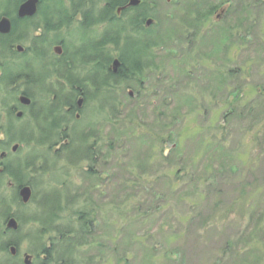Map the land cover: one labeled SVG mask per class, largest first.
I'll return each mask as SVG.
<instances>
[{
	"label": "rangeland",
	"instance_id": "374dc122",
	"mask_svg": "<svg viewBox=\"0 0 264 264\" xmlns=\"http://www.w3.org/2000/svg\"><path fill=\"white\" fill-rule=\"evenodd\" d=\"M16 1L0 0V16L12 15ZM225 1L229 12L213 21L212 10ZM180 3L183 21H170L159 32L154 27L155 40L147 36L150 45L141 44L144 56L155 59L149 76H140V92L130 82L91 90L95 97L80 117L76 141L89 152H75L71 161L73 152H52L53 140H42L31 116L8 112L15 94L0 78V138L8 142L0 147L7 153L0 163L19 166L22 182L35 191L22 205L13 180L0 174V244L5 215L23 217L17 256L8 260L9 248L0 245L8 264L45 246L48 264H264V0ZM99 27L86 33L85 48L98 39ZM25 30L16 27L11 34L13 47L28 45ZM75 34L65 28L51 36L70 38L65 48L73 53ZM13 47L0 46V60L12 75L23 72L24 58H30ZM100 52L105 48L92 57ZM109 54L117 57L114 48ZM105 95L111 105L99 104ZM35 98L36 107L49 104L41 90ZM89 129L92 139L83 137ZM13 144L18 149L12 153ZM54 195L57 215L47 223L41 198ZM81 212L90 231L76 234L83 244L68 252ZM56 227L73 229L60 235Z\"/></svg>",
	"mask_w": 264,
	"mask_h": 264
},
{
	"label": "flooded vegetation",
	"instance_id": "af4514ba",
	"mask_svg": "<svg viewBox=\"0 0 264 264\" xmlns=\"http://www.w3.org/2000/svg\"><path fill=\"white\" fill-rule=\"evenodd\" d=\"M136 1L138 2L132 3V0H40L35 15L18 17L17 12H15L16 25H14V20L12 19L10 32L8 34L0 33V46L5 48L8 46L13 47L12 42L15 40L10 38L11 34L14 33L16 27L25 28L28 45L23 47L21 51L23 53L17 54L22 56L25 54L30 55L29 59L22 57L24 58L23 72L19 74L12 75L8 72L6 63L0 60V78L11 86V90L15 94L14 102H12L11 106H8V112L14 113L17 118L23 117L25 114L31 116L35 122L33 128L39 132L42 140H53L52 152L57 154L73 152L69 161L75 158V152H89L86 149H82L76 141L79 139H77V136H80V117L87 107H92L89 104L93 102L95 97L91 90L95 92L100 91L102 88H105V91L109 90L113 85L114 76H117L120 73L119 70L122 69V62L118 56L120 64L117 73L113 74V58L109 54L114 48L112 43L113 36L118 35V33H115L116 29L120 34L117 37L118 42L119 37L121 39V36H123L122 41L118 45L124 48L125 62L123 63L122 71L126 68L125 73L128 75V77H123L122 81L123 83L130 82L134 85L138 83L139 85H136L137 91L140 92L145 86L142 84L144 78L141 81L139 78L145 74L149 76L148 72L152 68H150L148 62L147 67L141 66L142 63L139 62L141 61V56L138 53L134 54V48L137 45L144 44L147 36L151 40H155V35L158 33L152 32L154 27H157L159 32L165 24H170V21L182 22L184 19L183 7L180 3L183 0H172V4L171 0ZM164 2L170 6L161 7ZM179 3L180 8H177ZM229 3L230 1L222 2L219 6L220 8L217 7L219 9L214 8L212 10L211 17L213 21H219L221 13L225 12V16L229 12ZM182 4L184 5V3ZM225 4L229 5L227 9L225 8L226 6L222 8ZM166 9L172 11L166 12ZM191 9L196 11L194 7H191ZM99 26L103 29L98 39L93 41L90 44L91 46L89 45L88 48H85L84 43L88 41L85 38L86 33L92 29L100 28ZM32 28H35L32 33L33 36L28 37L29 29ZM65 28L77 31V34L74 35V38L78 39L75 41L77 50L73 53H68L65 48V44L70 38H61V35H56L57 38L54 35L51 36V33H56L58 30ZM172 31L174 30L172 29ZM172 31L171 34L174 33ZM126 33L129 35H126ZM244 38L247 39V37ZM236 39L246 44L243 37L237 36ZM248 39L249 43L250 38ZM17 45L19 43H16L13 49L16 50ZM103 48H105L104 54L100 52L98 54L99 58L92 57L94 50L97 49L99 51ZM119 48L121 49V47ZM119 55L123 56L121 53ZM152 58L155 59L153 56ZM53 59L55 61H52ZM94 64L93 68H86ZM136 66L137 69L135 68ZM80 72H84L83 75H85L82 80L79 79ZM17 80L20 81L19 84L16 83ZM39 90L43 92V103H49L47 106L36 107L37 100L35 97ZM103 98L104 102L101 99L100 105L106 106L108 103L111 105L112 100L109 99L108 101L106 95ZM90 127L91 124H89ZM89 130L83 137L87 136L92 139L94 131L92 129ZM2 146H8V142L6 143L5 139L0 138V147ZM14 146H17V144L11 146L10 150L12 153L17 151V149L13 151ZM1 153L0 157L4 155L7 157L6 152ZM86 157L89 156L86 155ZM6 166L5 163H0V174L2 176L8 175L5 173L7 171ZM9 167H11L10 163ZM89 170L92 171V169ZM20 180H23L21 176ZM10 184L17 197L21 187L29 186L31 191L29 203L34 199L35 191L29 183L20 182L18 184L12 181ZM43 197L41 198L42 200L40 199L41 202L49 201L48 198ZM18 216L23 218L22 215ZM48 230L44 228L41 231ZM18 231L19 229L16 231L4 229L2 231V236L5 240L2 243H5L4 248H15L14 255L9 253L8 260L14 259L18 254L16 239ZM29 252L23 253L20 258L21 261L19 258L15 260H18L20 264H24V256L28 255L29 264H48V260L51 259V254L46 253V255L43 249H37L34 253L32 251ZM8 260L0 258V264H8Z\"/></svg>",
	"mask_w": 264,
	"mask_h": 264
},
{
	"label": "trees",
	"instance_id": "16d2710c",
	"mask_svg": "<svg viewBox=\"0 0 264 264\" xmlns=\"http://www.w3.org/2000/svg\"><path fill=\"white\" fill-rule=\"evenodd\" d=\"M17 3H18V2H15L14 4L17 5ZM14 25H16V22H14ZM115 33H118V34H119V31L116 29ZM112 43H113L114 49L117 50V48H118V46H119V45H118V40L114 39V40L112 41ZM135 48H139V47L136 46ZM146 48H147V47H145V49H143V51H142V50H138V51H136V52H138L139 55H140L141 53H143V56H144ZM136 52H135V53H136ZM135 53H134V54H135ZM122 55H123V54H122ZM118 56H119V58H120V60H121V62H122V69L119 70L120 73H118L117 76H114V78H115V79H120V80H122L123 77H128V75H126V73H125L126 68L124 69V71H122V70H123V63L125 62V61H124V56H120V55H118ZM135 56H136V55H135ZM149 59H151V58H149ZM131 60H133V59H131ZM140 60H141V61H139V62L142 63L141 66H142V67H143V66H146V67H147V62L149 63V61H148V60L143 61L141 57H140ZM144 62H146V63H144ZM135 68L137 69V66H136ZM138 69H139V68H138ZM121 71H122V72H121ZM5 165H7V166H6L7 171H6L5 173H7L10 177H12L16 183H18V184H20V182L23 183V182H22L23 180H20V176H21V169H20V167H19V166L14 167V166H12V165H11V167H9V163H5ZM16 172H17V173H16ZM21 178H22V177H21ZM15 199L18 200V197H17L16 195H15ZM53 199H54L56 202H59L55 197H53ZM2 203H4V202H2ZM53 204H54V201L49 200V201L46 202V203L42 202V205H41V207H40V209H41L40 212L42 213V216L44 217V220H45L47 223H51L52 220H53V219L56 217V215H57V209L54 208V207H52ZM5 208H6V207H5ZM15 216H16L19 220H21V217H20V216H18V215H16V214H15ZM78 218H79V222H80L79 228H76V229L70 228L69 231H70L71 229H73L74 232H75V235H76V234H81V233H84V234L86 233V234H87V233L90 231V229L87 230V228H89V226H88L89 220L87 219L88 217H87L86 212L78 213ZM56 229H57V227H56ZM57 230H58V229H57ZM69 231H63V230L60 229V230H58V233L60 232L59 234H60V235H63V234H65V233H68ZM76 237H78L79 239H76ZM81 238H83V236L76 235L75 238L72 239L73 242L70 244V249H68L67 251L69 252V251L71 250V248H73V247L76 246V245H82V244H83V241H82ZM43 251H44L45 254L47 253V254L50 255V250H49V249H47V248H43ZM47 254H46V255H47ZM63 258H64V257H63ZM60 263H61V264H70L68 261H65V259H64L63 262H60Z\"/></svg>",
	"mask_w": 264,
	"mask_h": 264
},
{
	"label": "water",
	"instance_id": "95a60500",
	"mask_svg": "<svg viewBox=\"0 0 264 264\" xmlns=\"http://www.w3.org/2000/svg\"><path fill=\"white\" fill-rule=\"evenodd\" d=\"M138 1L136 0H132V3H136ZM37 4H38V0H24L18 7V15L19 17H25V16H32L36 10H37ZM10 31V20L6 17H2L0 19V33H8ZM18 50H21L20 46H17ZM118 60L115 59L113 61V71L116 72V67L118 66ZM22 99H26L24 97H22ZM17 146L13 147V150H16ZM19 196H20V200L23 203H27L30 199L31 196V191L30 188L28 186H24L19 190ZM6 227L12 230H16L17 229V221L15 220L14 217H11L7 220L6 222ZM10 251L12 254L15 253V248L11 247ZM28 255L24 256V264H29V259H28Z\"/></svg>",
	"mask_w": 264,
	"mask_h": 264
}]
</instances>
